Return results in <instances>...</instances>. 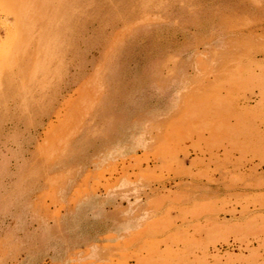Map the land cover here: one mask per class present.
Segmentation results:
<instances>
[{"label": "rangeland", "instance_id": "obj_1", "mask_svg": "<svg viewBox=\"0 0 264 264\" xmlns=\"http://www.w3.org/2000/svg\"><path fill=\"white\" fill-rule=\"evenodd\" d=\"M3 39L29 45L0 98V264L90 260L68 222L88 171L149 183L162 214L85 264H264V0H0ZM133 127L153 151L95 174L98 138Z\"/></svg>", "mask_w": 264, "mask_h": 264}, {"label": "crops", "instance_id": "obj_2", "mask_svg": "<svg viewBox=\"0 0 264 264\" xmlns=\"http://www.w3.org/2000/svg\"><path fill=\"white\" fill-rule=\"evenodd\" d=\"M27 41L10 39L0 41V45L5 43L11 48L6 54L0 56V98L4 97V88L9 87L11 70L17 67L19 73L25 68L26 63H23L27 54L25 47H28L29 44H24V42ZM38 45L37 54L40 56L35 60L29 72V79L32 81L40 71L49 65L54 56V52L46 40H38ZM19 60L22 64L18 63ZM178 95L181 97V92H178ZM165 106L167 109L170 108L171 104ZM55 116L56 114L54 118ZM54 121L49 122L46 131H44L43 145L46 148L50 147V150L55 149L54 138L50 134ZM114 136L111 135L110 139L106 135L98 138L99 151L96 159L92 162L94 168L98 170L95 171V174L107 171L119 162L148 154L155 148L153 147L149 151L148 137L139 127H133L130 130L128 128L120 129L119 133ZM160 136H162L161 133H156L153 138L158 139ZM139 151L143 152L137 154ZM92 174L91 171L85 174L69 198L71 211L68 222L77 229L82 225L83 236L79 239V246L88 250V253L84 252L80 257L88 254V258H90L84 264L105 259L114 251L113 246L115 244H123L137 237L148 224L162 214L160 210L152 207V202L158 198L160 193L153 191L154 187L152 188L149 183L144 181L133 182V179L120 177L110 188L94 190L84 184L88 176ZM201 184L205 185L203 182ZM196 185L200 186V183H196ZM206 189V192L195 194L194 199L198 198V200L184 206L204 202L200 200L201 195L219 196L224 186L209 185L206 186ZM212 200L208 199V201ZM163 206L165 207L166 204L164 203ZM20 225L22 227V224ZM53 260L59 264H76L70 261L68 257L63 256V253L56 254Z\"/></svg>", "mask_w": 264, "mask_h": 264}, {"label": "bare ground", "instance_id": "obj_3", "mask_svg": "<svg viewBox=\"0 0 264 264\" xmlns=\"http://www.w3.org/2000/svg\"><path fill=\"white\" fill-rule=\"evenodd\" d=\"M211 107H212V106H211ZM196 108H198V107H196ZM207 110H208V108H207ZM207 110H206V111H207ZM209 110H210V109H209ZM209 110H208V111H209ZM197 111H198V110H197ZM197 111H196V113H195V114H197V113H198ZM201 111H203V109H202V110H200L199 112L201 113ZM206 111H205V112H206ZM210 112H211V111H210ZM210 112H209V113H210ZM200 113H198V114H200ZM206 114H208V113H206ZM208 116H209V115H208ZM204 117H205V116H204ZM206 117H207V115H206ZM209 117H210V116H209ZM195 119H196V118H195ZM208 120H209V119H208Z\"/></svg>", "mask_w": 264, "mask_h": 264}]
</instances>
